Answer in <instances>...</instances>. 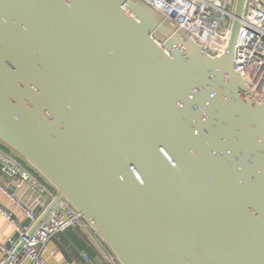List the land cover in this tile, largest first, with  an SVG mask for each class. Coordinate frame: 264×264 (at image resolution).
I'll use <instances>...</instances> for the list:
<instances>
[{
    "label": "water",
    "instance_id": "1",
    "mask_svg": "<svg viewBox=\"0 0 264 264\" xmlns=\"http://www.w3.org/2000/svg\"><path fill=\"white\" fill-rule=\"evenodd\" d=\"M245 4L213 56L143 0H0V145L55 192L44 217L67 202L117 264H264Z\"/></svg>",
    "mask_w": 264,
    "mask_h": 264
},
{
    "label": "built area",
    "instance_id": "2",
    "mask_svg": "<svg viewBox=\"0 0 264 264\" xmlns=\"http://www.w3.org/2000/svg\"><path fill=\"white\" fill-rule=\"evenodd\" d=\"M143 1L187 31L211 55L218 56L227 49L236 0ZM244 12L234 66L249 86V93L246 94L248 101L252 102V98L264 101V0H246ZM0 172L9 179L6 184L0 181V190L14 201L15 207L26 219L22 222L13 211L0 206V212L20 234L18 242L9 249L0 243L3 251L0 264H49L43 256L44 250L52 238L67 227L86 233L97 244L104 255L100 264H117L89 223L67 202L61 201L44 217L57 198L55 192L1 145ZM37 207H40L39 212L35 211ZM43 217V221L35 227ZM19 243L22 246L16 250ZM50 253L56 258L59 250L52 249ZM81 256L87 264H94L90 262L91 257L86 250L81 251Z\"/></svg>",
    "mask_w": 264,
    "mask_h": 264
},
{
    "label": "crops",
    "instance_id": "3",
    "mask_svg": "<svg viewBox=\"0 0 264 264\" xmlns=\"http://www.w3.org/2000/svg\"><path fill=\"white\" fill-rule=\"evenodd\" d=\"M0 181L2 183H7L9 181L8 178L1 175L0 172ZM0 206L6 210L13 211L17 218L25 222V217L21 214L17 208L15 207L14 201L6 195L3 191L0 190ZM15 234V229L13 224L9 219L5 217L0 212V243L4 246L7 245L8 241L12 236ZM60 242L68 249L69 256L71 258V262L75 264H87V262L82 258L81 251L86 250L91 257V261L94 264H100L104 261V255L102 250L97 246V244L86 234V233H79L78 231L73 230L70 234L62 233L61 237L59 238ZM80 247V249H78ZM58 249L59 254L56 258H54L50 250ZM3 256V251L0 248V259ZM44 258L47 260L49 264H66L71 263L70 260L61 252V250L57 247L55 242L51 240L47 248L44 250L43 253ZM28 264V263H27Z\"/></svg>",
    "mask_w": 264,
    "mask_h": 264
},
{
    "label": "trees",
    "instance_id": "4",
    "mask_svg": "<svg viewBox=\"0 0 264 264\" xmlns=\"http://www.w3.org/2000/svg\"><path fill=\"white\" fill-rule=\"evenodd\" d=\"M78 249H80V247H78Z\"/></svg>",
    "mask_w": 264,
    "mask_h": 264
}]
</instances>
